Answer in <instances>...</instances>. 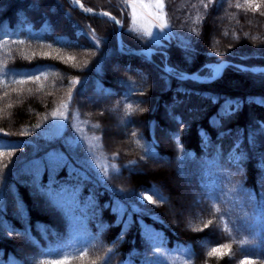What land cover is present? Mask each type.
Here are the masks:
<instances>
[{
  "label": "trees",
  "instance_id": "trees-1",
  "mask_svg": "<svg viewBox=\"0 0 264 264\" xmlns=\"http://www.w3.org/2000/svg\"><path fill=\"white\" fill-rule=\"evenodd\" d=\"M78 1L121 20L123 50L151 46L156 59L167 51L175 74L222 58L264 66L262 0L258 11L245 0H164L182 49L157 47L126 25L124 0ZM116 32L67 0H0V152L13 153L0 157V264H38L65 243L95 244L72 264H240L242 247L264 264V73L226 68L211 81H179L164 64L118 52ZM62 102L96 138L106 168L67 127L50 136ZM175 181L189 190L183 218L169 208ZM153 191L163 203L137 200L158 201ZM252 227L255 245L235 242ZM225 243L230 255L207 256Z\"/></svg>",
  "mask_w": 264,
  "mask_h": 264
},
{
  "label": "snow or ice",
  "instance_id": "snow-or-ice-1",
  "mask_svg": "<svg viewBox=\"0 0 264 264\" xmlns=\"http://www.w3.org/2000/svg\"><path fill=\"white\" fill-rule=\"evenodd\" d=\"M213 2V0H208V4H211ZM262 2H264V0H262ZM73 3H78V0H73ZM124 3L126 5V7L131 8V20L133 25L136 24L138 19H142L145 20L146 22L149 21V18H153L155 21H157L158 23L153 24V27H158L161 32H163L166 28L169 27L168 21H167V14L165 12V4H164V0H124ZM208 4H205L204 7L207 8ZM245 5H247L248 8H251L254 11H258L260 8V4L255 3V0H245ZM245 5H241L239 3H237L235 6L237 8H242L245 7ZM81 7H83V5H81ZM85 11L87 12H91L92 9L91 8H87L85 9ZM103 15H109L108 13H102ZM113 19H115L113 17ZM117 23H119V21H116ZM144 34L147 36H152L153 33L151 31V29H146L144 30ZM13 43H19V44H23L24 41H14ZM69 59H74L72 57H70ZM36 81L40 80L39 76L35 77ZM13 83L16 84H24L26 83V81L24 80H15L12 81ZM75 83V81L73 82ZM69 102L71 101V94H69ZM231 108V106H229ZM68 108V103L62 102L60 105V108L53 112L52 115L55 118H60V119H67V115H66V110ZM129 108H131V105H129ZM94 127H98V125H94ZM135 135V134H133ZM137 143H139L137 141ZM13 153L8 152V153H4V152H0V157H4L5 155L7 156H11ZM238 159V157H234L233 158ZM6 167V165H5ZM113 168H115V165H113ZM105 175H107V171L105 170ZM153 195H156L158 197V201L157 200H153L152 195H141V199L142 200H147L149 203H163V197L160 196V194L157 191H153ZM221 212V208L213 203L212 208H211V214L213 216H215L216 214H219ZM221 219H223V217H220ZM213 223V220L209 219L207 221V223L204 224V227H208L209 225H211ZM189 227H193V225L191 224V222L189 223ZM195 230V229H193ZM75 231V228H74ZM223 231H225V233L228 235L229 238H232V229L229 228L227 226V224H225L223 226ZM260 236V234L258 232H256L255 228L252 227L250 230V238H241L238 241H235L237 243H239L241 246L243 245H255L256 243V238ZM77 241H82L84 238L82 236H76L75 237ZM122 238V237H121ZM260 242L261 245H264V236H260ZM95 247V244L92 243H88L86 247L80 248V247H75L73 244L71 243H65V244H58L52 248H50L45 255L50 257L49 259L46 260H42L39 261L38 264H72V261L74 259H79L81 261H83L85 259V257L88 255V250L89 248H93ZM112 249L109 248L108 252H111ZM231 245L230 244H220L217 247H211L210 250L207 251V256L208 257H216L217 259H222L224 256L226 255H230L231 254ZM160 252V249L157 248V253ZM241 252L243 255H245V259L240 261V264H255L254 261H252L251 259H248V253L245 249H243V247L241 248ZM90 264H97L96 260H92L90 262ZM184 264H187V262L185 261Z\"/></svg>",
  "mask_w": 264,
  "mask_h": 264
},
{
  "label": "rangeland",
  "instance_id": "rangeland-1",
  "mask_svg": "<svg viewBox=\"0 0 264 264\" xmlns=\"http://www.w3.org/2000/svg\"><path fill=\"white\" fill-rule=\"evenodd\" d=\"M84 9H87V8L84 7ZM92 11L100 12V13L106 12L103 10H93V9H92ZM106 13H108V12H106ZM93 16H95V15H93ZM110 16L114 17L115 20L119 21L120 30H121L122 22H121V20H118L114 15L109 14V15H102L100 17H106L111 21L112 17L110 18ZM226 17L227 16H224V18H226ZM124 22H126V25L129 23V26H131V28L134 31H137L138 33L143 35L148 40V42L150 44H153L157 47L161 46V45L167 46V44H173L174 46L177 45L180 49H182V47H183V45H178V44H183V43H181L178 36L174 35V32L172 31L170 25L163 32H161V30L158 27L152 26L153 24L158 23L153 18H149L148 22H146L145 20H142V19H138L136 24L133 25L132 20H131V8H129L128 18L127 19L125 18ZM115 26L117 27L116 24H115ZM149 28L151 29V31L153 33L152 36H147L144 34V30L149 29ZM120 30H119V33H118V31L116 32V39H117L118 35L120 36ZM126 30H128L127 27H126ZM132 33H134V32L129 33V36H130L129 41L135 42L137 40V35H134ZM120 38H121V36H120ZM148 48H153V47L150 46V47H145V48H140V49L144 50V49H148ZM158 52L161 53V57L159 56V59H156L155 55H153L155 53H152V58H153L155 64L160 63L162 65L164 64V65L168 66L166 64L168 61V52L165 50H158ZM204 55L209 56L210 54L205 52ZM105 56L106 55H104L102 57H105ZM235 60L237 62H231L229 60L222 58L221 60H219L216 63H211V62L207 63L203 66L202 69H198V70L192 72V73H197V74H196L195 78L191 79V81L205 80V79H211L212 80V78L216 79L217 77L220 76L219 69L216 67V65L219 64L220 62L228 63V67H226V68L230 69L231 71H233L234 73H237V74H246L248 72L241 71L237 66L235 67V65H239V67H247V68H254V69L256 68V70L260 69L261 72L264 73V71H262V70H264L263 65L253 64L252 67H248L245 65H241V63H238L239 60H237V58ZM159 61H161V62H159ZM160 64H159V66H160ZM225 69H223L222 72ZM169 70L172 71V68L169 67ZM258 72H260V71H256V72H252V73H258ZM192 73H189V75ZM155 82H156V80H155ZM68 106H69V102H68ZM66 115H67V119H60V118H55V117L52 118V122L50 125V136H57L58 134H60L64 130V128L67 127L68 131H70L71 136L73 138H75V140L81 141L82 144L87 146V148L92 153L94 158H96L97 163H98L97 165L106 168L108 165V162L106 160H104L102 157H100L101 155H100V153H98V144H97L96 138H94L92 136V134H90L86 131V128H85L83 121L77 117V114L75 111L69 110V113H68V109H67ZM247 140H248L247 141L248 143L251 142L250 139H247ZM173 185H174V193L179 194V197L178 196L176 197V195H172L171 199H172L173 204L175 202H177V204H179L180 206L177 207V204H176V206L173 207L171 204L169 208L173 214L175 213L180 218H183V217H185V215H186L185 213L187 211V210H185L186 198H187L186 194H187V192H189V190H187V192L185 190H183V187L177 181H175V183ZM142 194L143 193H141L137 196V200H140L142 202L147 201V200H142L140 198ZM143 195H146V194H143ZM191 211H192L191 215H188L189 218L187 219V221H188V223H190V222L195 223L197 221V214L195 212V211H197V208L195 206H193Z\"/></svg>",
  "mask_w": 264,
  "mask_h": 264
},
{
  "label": "water",
  "instance_id": "water-1",
  "mask_svg": "<svg viewBox=\"0 0 264 264\" xmlns=\"http://www.w3.org/2000/svg\"><path fill=\"white\" fill-rule=\"evenodd\" d=\"M69 2H70V4L72 5V7L73 8H76V9H78L80 12H82V13H84V14H87V15H96V16H102L103 14V12H95V11H91V12H87V11H85V9H84V7H81V4H78V3H73V0H69ZM112 16H110V18H111ZM111 21L114 23V24H116L117 25V31H118V33H119V30H120V24L119 23H117L116 21L117 20H115V19H113V17L111 18ZM117 42H118V51H120V52H123V53H126V54H141V55H148L146 52H144V51H127V52H124V51H122L121 50V38H120V36L118 35L117 36ZM238 67L240 70H244V72H256V71H260L261 72V70L260 69H258V70H256V68L254 69V68H247V67H239V65H235V67ZM216 67L219 69V74H221V72H222V70L223 69H225L226 67H228V63H226V62H220L219 64H217L216 65ZM166 73H168V74H170L171 76H173V77H175V78H177V79H179V80H187V79H193V78H195V76H196V74L197 73H192V74H190V75H186V74H181V77H179V76H176V75H174L173 73H169V71L167 70V69H163ZM262 71H264V70H262ZM212 79H214V78H212ZM211 80V79H210Z\"/></svg>",
  "mask_w": 264,
  "mask_h": 264
},
{
  "label": "bare ground",
  "instance_id": "bare-ground-1",
  "mask_svg": "<svg viewBox=\"0 0 264 264\" xmlns=\"http://www.w3.org/2000/svg\"><path fill=\"white\" fill-rule=\"evenodd\" d=\"M68 2H69V0H67ZM69 4H70V2H69ZM78 4H81V2L80 1H78ZM71 5V4H70ZM82 5V4H81Z\"/></svg>",
  "mask_w": 264,
  "mask_h": 264
}]
</instances>
